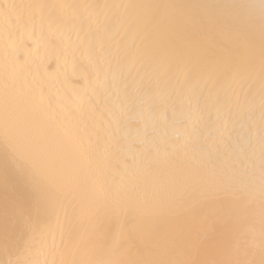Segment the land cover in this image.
Listing matches in <instances>:
<instances>
[{"label":"snow or ice","instance_id":"snow-or-ice-1","mask_svg":"<svg viewBox=\"0 0 264 264\" xmlns=\"http://www.w3.org/2000/svg\"><path fill=\"white\" fill-rule=\"evenodd\" d=\"M0 42V264H264V0H10Z\"/></svg>","mask_w":264,"mask_h":264},{"label":"bare ground","instance_id":"bare-ground-1","mask_svg":"<svg viewBox=\"0 0 264 264\" xmlns=\"http://www.w3.org/2000/svg\"><path fill=\"white\" fill-rule=\"evenodd\" d=\"M8 2L10 0H0V4ZM251 2L259 3V0H251ZM27 44L30 45L31 55L40 60L41 71L49 79L55 81L56 87L61 89L62 92L75 97L77 93H80L87 86L84 75L78 70H72L71 66L66 70L63 59L55 53V50L50 45L46 46L36 38L28 39ZM17 52L20 55H26L23 45L17 47ZM83 62L87 63L86 54L83 57Z\"/></svg>","mask_w":264,"mask_h":264}]
</instances>
